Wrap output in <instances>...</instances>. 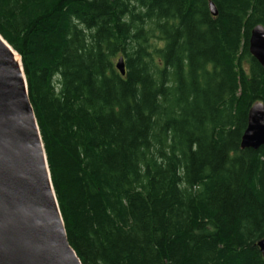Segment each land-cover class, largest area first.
Returning <instances> with one entry per match:
<instances>
[{"label": "trees", "instance_id": "1", "mask_svg": "<svg viewBox=\"0 0 264 264\" xmlns=\"http://www.w3.org/2000/svg\"><path fill=\"white\" fill-rule=\"evenodd\" d=\"M258 25L264 0H0L81 264H264Z\"/></svg>", "mask_w": 264, "mask_h": 264}, {"label": "water", "instance_id": "2", "mask_svg": "<svg viewBox=\"0 0 264 264\" xmlns=\"http://www.w3.org/2000/svg\"><path fill=\"white\" fill-rule=\"evenodd\" d=\"M209 10L217 16L212 3ZM13 52L0 37V264H81L67 241L21 59ZM248 52L264 68L260 25L250 32ZM115 69L125 76L123 57ZM263 146L264 106L256 103L240 149ZM257 245L264 253V240Z\"/></svg>", "mask_w": 264, "mask_h": 264}, {"label": "bare ground", "instance_id": "3", "mask_svg": "<svg viewBox=\"0 0 264 264\" xmlns=\"http://www.w3.org/2000/svg\"><path fill=\"white\" fill-rule=\"evenodd\" d=\"M13 55H14L15 60L20 64L19 56L16 53H14V52H13Z\"/></svg>", "mask_w": 264, "mask_h": 264}, {"label": "rangeland", "instance_id": "4", "mask_svg": "<svg viewBox=\"0 0 264 264\" xmlns=\"http://www.w3.org/2000/svg\"><path fill=\"white\" fill-rule=\"evenodd\" d=\"M117 59H118V58H116V59H115V61H114V64H116V62H117Z\"/></svg>", "mask_w": 264, "mask_h": 264}]
</instances>
